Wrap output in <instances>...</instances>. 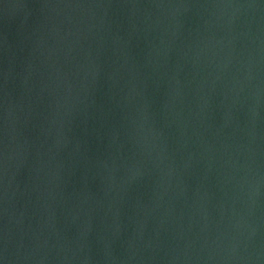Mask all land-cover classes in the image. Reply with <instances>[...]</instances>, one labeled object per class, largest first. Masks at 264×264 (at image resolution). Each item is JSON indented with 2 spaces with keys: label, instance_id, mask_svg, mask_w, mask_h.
Segmentation results:
<instances>
[{
  "label": "water",
  "instance_id": "obj_1",
  "mask_svg": "<svg viewBox=\"0 0 264 264\" xmlns=\"http://www.w3.org/2000/svg\"><path fill=\"white\" fill-rule=\"evenodd\" d=\"M0 264H264V0H0Z\"/></svg>",
  "mask_w": 264,
  "mask_h": 264
}]
</instances>
